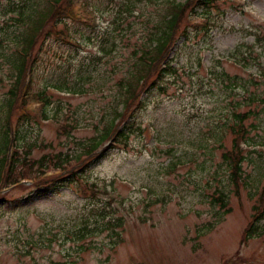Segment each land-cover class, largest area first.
Instances as JSON below:
<instances>
[{
    "label": "rangeland",
    "instance_id": "obj_1",
    "mask_svg": "<svg viewBox=\"0 0 264 264\" xmlns=\"http://www.w3.org/2000/svg\"><path fill=\"white\" fill-rule=\"evenodd\" d=\"M46 1L0 0V133L21 18ZM77 1L79 20L67 21L72 39L42 36L33 52L31 90H47L51 104L29 106L17 139L34 144L36 159L78 155L112 124L135 52L168 3L186 2ZM217 4L208 35L191 24L178 41L170 56L177 74L166 78L165 93L146 95L134 118L142 132L127 149L86 162L82 184L35 195L26 183L8 192L22 201L0 207V264H264V234L243 242L264 185V0ZM235 109L252 111L239 195L222 160L234 136L220 128L234 123ZM222 193L225 208L216 200ZM109 219L123 222L116 247L112 230L94 225Z\"/></svg>",
    "mask_w": 264,
    "mask_h": 264
},
{
    "label": "trees",
    "instance_id": "obj_2",
    "mask_svg": "<svg viewBox=\"0 0 264 264\" xmlns=\"http://www.w3.org/2000/svg\"><path fill=\"white\" fill-rule=\"evenodd\" d=\"M76 1L47 0L43 7H34L29 14L21 18L23 29L17 35V58L15 57L13 60L15 82L9 92L10 97L3 106V111L4 107L6 108V126L3 132L0 133V207L4 204L22 201L16 199L11 202L7 198L8 192H2L3 189H9L12 186L16 188L23 187L20 184L22 179L32 180L30 187L34 189L33 194H48L51 191L61 189L63 186L73 184V182L82 184L84 180L80 172L89 165L86 163L87 161L99 158L97 152L106 142L111 141L109 149H127L131 136L136 131L142 132V128L137 126L134 118L138 112L146 107V95H149L153 90H160L165 93L167 90L166 78L177 74L180 65L179 63L174 65V59L170 58L174 47L177 46L181 37L191 35L190 25L195 18L202 19L203 23L192 29L197 33L203 32L208 35L213 22L211 10L216 9L219 11L218 0H186L183 4L171 2L165 6V13L161 21L154 25V29L149 31L146 41L135 52L137 58L133 63L134 69L130 76L121 83L124 90L123 110L121 112L115 111L112 124L106 127L98 137L90 139L80 154L74 156L51 154L36 159L33 158L32 152L34 144L21 142V145L19 140L16 139L13 143L14 154L9 159L12 124L17 123L16 134L18 135L19 124L30 118L27 114V106L31 101L42 102L44 106L51 104L46 91L37 93L31 91L30 74L35 62L33 52L42 36L46 38L56 36L57 40L64 42L72 39L67 21L78 19L75 11ZM13 12L14 8L10 10V13ZM17 15L19 16V14ZM184 21L188 24L183 31L182 24ZM60 24H64L63 29L59 28ZM251 58L260 64V54L251 56ZM245 100L253 102L258 98L254 95L245 97ZM251 113L252 111L240 113L235 109L232 113L234 123L220 127L225 132L230 131L234 136L232 149L223 154L222 160L229 173V182L236 187L238 195L240 184L244 185L245 183L243 164L247 158L245 147L249 146L250 140L245 122ZM48 171L52 172L51 176H47ZM227 198L228 196L222 193L220 198L216 200H220L222 207L225 208ZM253 211L254 215L245 231L243 242L264 234V185ZM100 226H106L112 230L115 246L122 243V219H116L115 221L109 219L107 223L96 221L95 227ZM117 227L121 229L116 230ZM81 234V236H84V233Z\"/></svg>",
    "mask_w": 264,
    "mask_h": 264
}]
</instances>
